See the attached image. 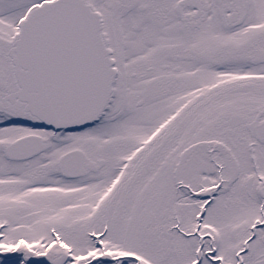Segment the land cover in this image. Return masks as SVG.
<instances>
[{
  "label": "snow or ice",
  "instance_id": "obj_1",
  "mask_svg": "<svg viewBox=\"0 0 264 264\" xmlns=\"http://www.w3.org/2000/svg\"><path fill=\"white\" fill-rule=\"evenodd\" d=\"M0 264H264V0H0Z\"/></svg>",
  "mask_w": 264,
  "mask_h": 264
}]
</instances>
